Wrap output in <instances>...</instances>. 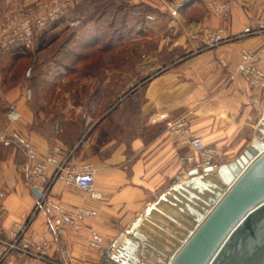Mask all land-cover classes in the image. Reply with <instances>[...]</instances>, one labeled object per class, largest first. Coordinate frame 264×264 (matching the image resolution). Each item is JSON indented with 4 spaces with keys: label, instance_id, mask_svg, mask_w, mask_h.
<instances>
[{
    "label": "crops",
    "instance_id": "crops-1",
    "mask_svg": "<svg viewBox=\"0 0 264 264\" xmlns=\"http://www.w3.org/2000/svg\"><path fill=\"white\" fill-rule=\"evenodd\" d=\"M40 1L49 0H0V22L9 16L11 5L31 2L33 5ZM88 1H97L103 7L99 17H109L106 12L111 11V20L134 19V10L142 9L155 17L153 22L144 19L145 23L174 26L181 31L176 41L161 49L160 66L156 56L147 62L146 70L156 71L147 79L143 109L149 115L160 111L170 118L185 115L192 133L218 151L213 170L203 174L206 180L217 181L218 168L233 161L259 135L264 117V91L249 86L235 72L242 49L264 47V31L254 32L260 8L244 6L237 0H221L226 4L224 11L207 0ZM72 6L73 3L68 9ZM73 16V13L70 18L66 15L67 24L77 22ZM61 19L64 18L53 22L59 23ZM205 29H222L225 41L210 47L202 36ZM164 39L162 36V45ZM173 54L174 57L165 59ZM219 60H224L227 66H218ZM57 102L28 101L24 91L18 89L5 92L0 97V125L28 139L39 157L56 147L58 161L67 158L69 163H90L94 168L95 189L101 198L90 199L81 189L54 181L48 192L51 199L69 209L78 205L92 207L97 215L85 219L79 230L66 227L62 234L54 235L47 216L38 211L24 233L30 247L66 264H120L107 251L114 252L113 242L121 234L129 236L131 223L141 217L135 229L146 236L147 242L145 248L137 249L138 264H155L152 259H156V264H165V260L160 263L159 259L178 245L186 232V221L193 218L184 204L187 200L179 191L171 190L175 183L189 178L188 173L194 167L182 157L191 151L179 145L165 128L149 121L147 130L134 133L127 140L115 137L101 140L98 132L105 119L90 124V115L80 113L78 104L67 103V108L58 113L52 108ZM11 108L20 114L17 122L4 118ZM52 170L49 166L47 176ZM0 193V238L8 240L10 233H17L19 226L25 224L37 198L28 180L24 155L15 146L1 143ZM92 230L102 237L100 250L87 246ZM4 250L0 243V254ZM12 255L15 264H20L16 253Z\"/></svg>",
    "mask_w": 264,
    "mask_h": 264
},
{
    "label": "rangeland",
    "instance_id": "rangeland-1",
    "mask_svg": "<svg viewBox=\"0 0 264 264\" xmlns=\"http://www.w3.org/2000/svg\"><path fill=\"white\" fill-rule=\"evenodd\" d=\"M40 2L11 5L9 16L0 25ZM71 2L72 8L59 17L64 19L56 24L53 22L56 19L49 21L35 31L30 46L0 42V97L5 92L23 90L28 101H58L52 104L58 113L67 108V103L78 104L80 113L90 115V124L105 119L98 132L101 140L106 137L127 140L134 133L147 130V121L164 128L156 116L166 112L149 115L143 109L147 79L156 71L155 68L146 70V66L155 56L160 66L161 49L176 41L181 31L174 26L145 23L144 19L153 22L155 17L142 9L134 10V19L111 20V11L106 12L109 17H99L104 9L97 1ZM72 13L78 20L69 25L65 20ZM147 15L152 19H147ZM206 30L210 29L203 30L202 36ZM156 34L159 37L153 38ZM162 36L165 37L163 45ZM104 45L110 48L101 50ZM172 57L174 54L165 59ZM190 225L191 222L185 223V228ZM159 261L162 263L164 259Z\"/></svg>",
    "mask_w": 264,
    "mask_h": 264
},
{
    "label": "built area",
    "instance_id": "built-area-1",
    "mask_svg": "<svg viewBox=\"0 0 264 264\" xmlns=\"http://www.w3.org/2000/svg\"><path fill=\"white\" fill-rule=\"evenodd\" d=\"M72 0H49L45 3H38L34 8H27L20 11L17 18L8 23L0 25V42L8 45L12 42H20L24 46L32 44L33 35L36 30L42 29L47 22L53 21L64 15L71 5ZM219 11L226 8L225 2L221 0H207ZM242 5H257L260 8V17L255 26L254 32L264 31V0H237ZM147 19H152L147 15ZM222 29L206 30L203 39L210 46H216L225 41ZM217 65L226 67L224 60H219ZM235 72L251 87L264 91V47L258 49H242L239 54ZM4 118L9 122H17L20 118L19 112L11 108ZM164 123L165 131L174 137L178 144L187 147L191 153L182 157L186 163L192 164L195 168L213 166V161L218 155L217 149L204 144L201 136L192 133L188 119L185 115L170 118L167 113H159L156 121ZM0 143L5 146H15L24 155L27 162L28 180L31 187H36L40 192L33 211L24 225L19 226L17 233H10L7 240L0 238V243L5 246V250L0 254V264H15L12 252L21 259L20 264H66L60 262L43 251H37L30 247L29 242L24 237V233L33 215L42 211L47 216V224L54 235H60L66 227L79 230L82 223L87 218L97 215V210L86 206L78 205L69 209L58 201L48 196L51 184L56 180H61L68 186L81 189L87 197L99 200L101 194L95 189L94 168L90 163H69L68 159L58 161L55 154L58 148L54 147L43 157H39L33 144L14 129L3 128L0 125ZM194 154L198 156L194 158ZM49 166L53 170L49 176L46 172ZM2 194L0 193V198ZM102 237L92 230L87 238V246L93 249H101Z\"/></svg>",
    "mask_w": 264,
    "mask_h": 264
},
{
    "label": "water",
    "instance_id": "water-1",
    "mask_svg": "<svg viewBox=\"0 0 264 264\" xmlns=\"http://www.w3.org/2000/svg\"><path fill=\"white\" fill-rule=\"evenodd\" d=\"M258 132L240 155L218 168L217 181L203 175L213 166L194 167L188 179L171 187L187 200L193 218L178 245L163 256L165 264H264V117ZM32 192L40 197L36 187ZM141 219L131 223L129 236L113 242L114 252L107 251L120 264L140 262L137 249L147 242L135 229Z\"/></svg>",
    "mask_w": 264,
    "mask_h": 264
},
{
    "label": "trees",
    "instance_id": "trees-1",
    "mask_svg": "<svg viewBox=\"0 0 264 264\" xmlns=\"http://www.w3.org/2000/svg\"><path fill=\"white\" fill-rule=\"evenodd\" d=\"M94 42V41H93ZM107 47H109L110 48V46L109 45H104V46H102V48H100L101 50H103V49H105V48H107ZM26 57V56H25ZM90 57V56H89ZM83 59V58H82ZM72 72H74V71H72ZM105 115H103L102 117H101V119L104 117ZM101 120H99L98 122H100ZM98 125V123H96V125L95 126H97ZM81 130V129H80ZM79 131V130H78Z\"/></svg>",
    "mask_w": 264,
    "mask_h": 264
}]
</instances>
